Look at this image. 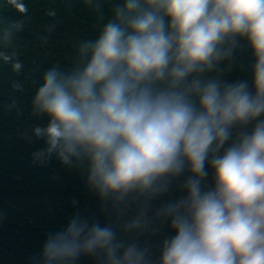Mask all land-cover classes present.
Listing matches in <instances>:
<instances>
[{"label": "clouds", "instance_id": "clouds-1", "mask_svg": "<svg viewBox=\"0 0 264 264\" xmlns=\"http://www.w3.org/2000/svg\"><path fill=\"white\" fill-rule=\"evenodd\" d=\"M4 3L28 12L23 0ZM82 3L103 21L101 0ZM24 24L0 26V63L16 74L23 65L13 40ZM240 41L254 61L251 84L218 71ZM75 52L70 69L43 72L32 98L31 115L47 119L32 129L45 144L33 163L54 155L84 166L86 187L117 218L136 211L122 227L74 216L48 234L33 264L81 256L99 264H264V0H123ZM185 173L183 195L154 208ZM163 224L174 235L160 242L155 261L150 246L119 238L156 235Z\"/></svg>", "mask_w": 264, "mask_h": 264}, {"label": "water", "instance_id": "water-1", "mask_svg": "<svg viewBox=\"0 0 264 264\" xmlns=\"http://www.w3.org/2000/svg\"><path fill=\"white\" fill-rule=\"evenodd\" d=\"M23 2L28 8L26 15L0 0V26L25 21L23 30L13 40V47L23 65L22 71L13 73L10 65L0 63V264H33L48 234L65 228L76 215L90 223L115 222L122 227L136 211L133 206L117 218L111 207L104 206L86 187L84 166L62 165L54 155L45 165L32 160V153L45 147L44 141L37 139L32 129L46 125L47 119L31 115V101L43 72L56 64L65 70L70 69L77 45L95 39L103 23L111 18L113 6L123 0L109 3L101 0L103 21H99L97 14L85 7L82 0ZM49 9L55 10L54 18L46 15ZM53 24L54 30L46 33L47 26ZM46 35L47 42H44ZM253 62L246 42L240 41L232 61L223 62L218 71L225 81L248 80L251 84ZM13 82H19L22 90L13 91ZM13 100L16 108L8 110L7 105ZM21 134L31 137V142ZM186 175L175 180L169 192L153 202V207L183 195L180 185ZM212 183L209 170L204 184L211 187ZM171 235L174 233L163 224L156 235L136 236L120 232L119 238L137 239L150 246L155 261L159 256L160 242ZM76 264H99V261L96 257L81 256Z\"/></svg>", "mask_w": 264, "mask_h": 264}]
</instances>
